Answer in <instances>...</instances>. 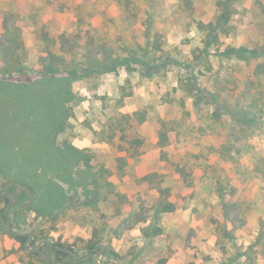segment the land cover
I'll return each mask as SVG.
<instances>
[{
  "label": "rangeland",
  "instance_id": "374dc122",
  "mask_svg": "<svg viewBox=\"0 0 264 264\" xmlns=\"http://www.w3.org/2000/svg\"><path fill=\"white\" fill-rule=\"evenodd\" d=\"M225 10L226 31L208 43ZM50 67L80 78L56 138L79 151L63 158L69 181L56 157L45 168L33 149L38 116L2 85H37ZM0 111L32 151L22 171L36 195L8 162L0 191L13 194V228L34 244L84 254L104 242L101 261L121 264H264V0H0ZM7 204L0 264H96L53 262L50 245L46 259L32 255L8 230Z\"/></svg>",
  "mask_w": 264,
  "mask_h": 264
},
{
  "label": "trees",
  "instance_id": "16d2710c",
  "mask_svg": "<svg viewBox=\"0 0 264 264\" xmlns=\"http://www.w3.org/2000/svg\"><path fill=\"white\" fill-rule=\"evenodd\" d=\"M232 10H225L222 12V14L218 17L216 22H213L211 24H208V36L209 41L208 43H211L212 41H218L219 40V34L220 31H226V25L229 23ZM262 66V64H260ZM113 67L110 65H104L102 70L103 71H111ZM48 73L50 75L44 76L42 79L38 81V84L36 85L35 82L32 83H15L12 84L8 81H5L2 83L3 87L5 89H14L11 90L12 92L16 93V98L18 97L20 100L16 99V101H21L22 105L27 108L25 110L27 117L32 118L35 114L36 121L38 124V131L37 134H39V139H37V147L35 146L33 149H39L40 153L43 152V156L48 157L49 159H43L45 161V168L50 169L51 166L49 165V161L51 158L56 157L58 161H55L52 159L55 164H59L56 168V171H58L59 176H62L61 178L63 180L69 181L68 177H65L67 174L64 173L66 171V168L64 170L65 163L68 162V160L65 162L63 161L64 157H67L70 161L74 160L76 161L78 159V152L75 149H72L71 151H67L65 148H61L56 144V138L59 133H61L63 130H65L67 124L69 115L71 112V105L70 102H74L76 100V93L73 90V82L79 78V75L76 73V71L69 70V74L59 77L57 76V71L53 69V67L50 69H47ZM89 72V71H88ZM47 84L50 86L49 88H46ZM22 94V96L20 95ZM24 94V95H23ZM8 109L11 111V113H15L17 115V107H15L14 102L11 103V106L8 107ZM1 112V111H0ZM10 116L5 117V115L0 116V145L1 150H7L4 152V156L6 158L1 159L0 158V165L2 166V163L8 162L7 165L14 170H10V175L15 179V181H18L24 185H27V187L31 190V194L36 195L37 193V187L36 184H33L29 182L30 178L25 177L26 175L23 174L24 165L27 164L29 161V155L32 152L30 148H24L21 145L20 140L14 138L13 135L9 134L7 132V127L5 124L8 125L10 121ZM17 117V116H16ZM24 122V117H23ZM36 122H34L35 124ZM4 125L1 126V125ZM3 128H5V131H3ZM165 133H163V138H165ZM19 142V143H18ZM55 155V156H54ZM29 157V158H28ZM32 157V156H31ZM54 166V170L55 167ZM60 166V167H59ZM19 168V170H18ZM53 168V167H52ZM34 183H37L35 181ZM35 193V194H34ZM3 199V198H0ZM5 201L8 203L9 199L8 197L4 198ZM161 205V204H160ZM159 208V205H158ZM174 210V205L172 203H164L162 204V210L163 212H171ZM4 219L6 220L5 216L3 215ZM156 233H159L161 231L160 228H156ZM27 236L23 237H16V239L25 241L27 240ZM57 247H68L71 248L73 251L78 253L76 249H74L72 246H65L62 243L54 242ZM97 242H91L88 246L87 251L90 252L97 244ZM33 247H35L37 244H34L32 242L31 244ZM46 246H49L46 244ZM51 246V245H50ZM53 247V246H52ZM54 248V247H53ZM44 251V248H42ZM56 252V258H54L53 262H60L64 259L66 260H72L70 254L65 251H60L54 248ZM79 254V253H78ZM32 255L40 256L43 259H46V257L39 253H32ZM116 256V254H115Z\"/></svg>",
  "mask_w": 264,
  "mask_h": 264
},
{
  "label": "water",
  "instance_id": "95a60500",
  "mask_svg": "<svg viewBox=\"0 0 264 264\" xmlns=\"http://www.w3.org/2000/svg\"><path fill=\"white\" fill-rule=\"evenodd\" d=\"M5 197H8V199H9V202H8L6 208L4 209V216L6 218L8 230L15 237L27 236L28 238L25 242V246L30 252L39 253V254L46 256V254L44 253L42 248L44 245L48 244V245L53 246L57 250L68 252L70 254V256L74 259H84V258H88V257L93 256L96 264H121L117 260L101 261V256L106 251V244L104 242H99L90 252H87L84 254H78L75 251H73L71 248H68V247H57L55 245V243L50 239L41 240L35 247H33L31 244L34 241V235L32 233H27V232L15 230L13 228L12 222L9 218L8 211L11 207L12 202H13V194L9 191H6V192L0 191V198L4 199Z\"/></svg>",
  "mask_w": 264,
  "mask_h": 264
}]
</instances>
